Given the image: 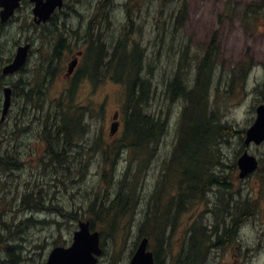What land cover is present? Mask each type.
<instances>
[{"label":"rangeland","instance_id":"1","mask_svg":"<svg viewBox=\"0 0 264 264\" xmlns=\"http://www.w3.org/2000/svg\"><path fill=\"white\" fill-rule=\"evenodd\" d=\"M245 1L174 0L167 6L152 4L142 7L134 24L137 25L140 43L146 51L144 75H148L153 90L147 113L164 121L166 130L163 131V136L158 143L152 144L149 150L141 151L139 159L131 158L132 154L128 152L114 154L113 158L116 161L114 173L112 179L107 177L109 187L101 180V147L104 149L111 147L122 136L124 127L122 111L124 88L122 86L110 80H105L102 84L94 86L86 80L85 82L88 83H83V81L77 87L76 104L90 110L88 115L85 111L86 131L83 133L84 135H77L76 145L73 142L74 132H72L73 137L56 133L47 135L54 149L64 150L66 146L69 148L67 165H63V168L61 164L54 163L52 159L49 160L44 153L43 145L39 141L41 140L43 120L34 112L36 110L30 109L29 106L22 112L19 109L18 114L21 113L18 116L14 138L10 144L14 142L16 146V162L21 154H25L26 157L23 159V164L21 161L18 162V164H22L19 165L20 169L15 170L14 176L9 178L10 191L7 185V173L0 171V264L13 263L10 251L14 246L18 248L15 254L18 255L17 264H45L48 253L53 247H68L71 244L78 221L95 219L90 214L92 212L90 206L91 209L95 208L97 212H101L100 210L108 208L114 198H117V207H121L126 202L129 207L133 206L134 213L127 216L122 223V227L125 225L124 231H116L114 234L105 232L104 240H101V244L104 242L102 246L104 253L99 257L97 264H129L140 240L139 236L146 234V231L149 230L145 224L141 233V224L145 220V214L140 221L136 204L139 195L143 193L148 201L157 190L158 194H161L171 182L177 185L181 179L177 171L178 165L173 161L172 155L177 144L181 114L184 107L188 108V104L179 97H169L166 93L167 85L172 80L179 61L184 59V63V56H186V67L183 72L188 89L191 90L197 76V62L203 55L202 50L208 47L210 41L215 37L218 38L221 49L214 59L215 68L207 97V107L209 108L208 112L215 113V123L225 129L227 134L221 132L222 137L214 145L215 164L211 165L208 171L213 174L211 175L212 182L208 186L210 193L205 197L209 203L206 206L205 202L194 205L191 213L189 212L185 218L181 216L179 222H175L171 239L164 237L166 229L165 231L161 229L159 233L155 232L156 239L153 237L151 241L149 240L148 250L157 249L156 243H159V239L163 240L165 243L163 250L169 258L166 263L170 261V264H174L185 241L188 221L193 222L197 219L207 225L213 223L215 221L213 212L208 214V211H204L219 202V194L223 193L220 200L224 202L228 200L231 206L232 203L247 199L248 191L252 190L251 186L256 185V192L262 190L264 193V144L260 146L251 144L249 147L243 145L244 132L250 126L254 116L251 109L253 97L224 96L220 94L222 88L217 87L219 74L225 70L230 71L231 60H239L244 55V49L237 48L234 44L231 9L233 4ZM183 5L186 6V18L184 13L180 14ZM226 12L230 16H222ZM186 19H188L187 22ZM111 22V26L112 24L113 26L108 32V41L115 39L122 32L123 15L117 12ZM37 33V31L31 32L32 42L35 41ZM226 35H228V41L224 39ZM22 39L15 35L2 37L0 42L5 44V49L4 53L0 52V63L11 54L14 43ZM199 44H203V46L199 48ZM37 45L39 42L34 43L35 49ZM40 52H34L32 55L29 64L31 68L39 64L45 51ZM74 54L67 55L64 52L56 74L60 77L48 87V93L51 95L45 102L48 107L51 105V99H57L59 96L56 95L64 86H67L63 74L67 63ZM220 63L223 68L216 67ZM81 64L82 59L79 68L83 67ZM204 94L201 95L204 96ZM33 96L36 95L33 94ZM255 101H259V99H255ZM1 102L2 96H0V104ZM100 106L103 111H99ZM116 112H118L116 121L119 128L117 133L111 136L110 129L112 123L115 122L113 116ZM190 112L196 116L203 114L204 107L198 99ZM190 123L191 121H189ZM8 130L9 124L6 121L0 126V140L5 141L4 143L10 139ZM244 151L260 162V171L255 176V181L248 179L249 177L236 178L238 174L236 160ZM2 158L12 161L10 157L0 154V159ZM55 164L57 167L53 169ZM189 167L191 169L194 166L189 165ZM120 182L123 183L119 184ZM215 182L220 185H216ZM117 184L135 192V200H132L131 195L124 190L119 192V196L116 197ZM222 185L228 188L227 192L222 191L225 190ZM199 191L202 190L198 189ZM22 197L23 199L20 200ZM11 198H14L13 206L10 204ZM97 201H101V203L97 205ZM104 201L105 203H103ZM33 203L37 204L35 208L30 207ZM216 209L214 210V212H218L216 225L222 224L225 227V222L230 221L233 217V211L225 204ZM61 210L73 216H60ZM59 211L60 213H58ZM29 218L32 223H26ZM20 222L24 223V226L19 227V231L16 233L15 226ZM150 222L152 224L151 220ZM229 224L227 223V225ZM96 227V231L101 233L98 224ZM8 235L12 236V240L7 241ZM206 236L215 239L220 235L216 233V230H212L206 231ZM253 241L256 242L257 239H254L247 223L239 232V243L236 244V247H232L237 256H229V250L225 252L212 249L208 262H204V264H264V256H262L264 250L258 252L253 249V253L250 254L249 248L255 245ZM113 254H115L114 260L111 257ZM206 255L208 256V254Z\"/></svg>","mask_w":264,"mask_h":264},{"label":"flooded vegetation","instance_id":"2","mask_svg":"<svg viewBox=\"0 0 264 264\" xmlns=\"http://www.w3.org/2000/svg\"><path fill=\"white\" fill-rule=\"evenodd\" d=\"M173 2L174 0H0V41L2 37L8 35H15L23 38L14 43L10 52L11 54L0 63V96H5V89L10 91L9 96H11L10 108L6 120L3 122L5 123L7 121L9 124L8 134L10 139L8 142L6 141L7 143L0 140V154L10 157L16 162V146L14 142L12 144H10V142L14 138L19 114L28 107L26 105V97L32 96L30 93L31 85L37 78L42 79L44 85H51L54 83L55 79L60 77L56 76L58 67L53 69L50 65L47 68L42 65H36L34 68H31L29 64L34 52H69L81 54L78 56V63L71 76L68 77L67 74H65V70L63 74L65 80H71L83 74L81 77L82 82L84 81L83 83H88L85 82L88 80L92 84L95 82L102 84L105 80H109V77H104L99 73L97 80H95L94 72L91 67L86 66L85 68V66H83L79 68L83 55L87 52H112L120 43L124 45L127 50L142 49L146 52L145 47L140 43V35L136 29L137 25L135 26L134 24L138 14L144 6L152 4L167 6ZM37 6L38 8L43 7L45 13L49 12L46 21L43 22L40 20V14L36 12ZM182 8L181 12L184 13L186 18V6L183 5ZM231 10L233 12L231 13V27H233L234 44L237 48L244 49V55L239 58V60H231L232 64L230 65V71L225 70L219 74L217 87L219 86L222 88L220 94L224 96L253 97L251 109L254 116L250 124L252 125L256 119L257 107L264 105V0H246L236 5L233 4ZM117 12L123 15L124 25L122 26V32L117 35L115 39L108 41V32L111 31L113 26V24L111 26V21ZM222 16L228 17L230 14L226 12L223 13ZM187 20L188 19H186V22ZM32 31L38 32L33 42L30 39ZM224 39L228 41V35H226ZM35 42H39L36 49L34 48ZM25 45H28L26 63L15 72L3 75V69L13 62L17 49ZM201 46H203V44H199V48ZM4 49L5 44L0 42V52L4 53ZM220 49L218 38L215 37L210 41L208 47L202 50L203 55L197 62V76L191 90L188 89L186 77H184L186 95L184 96L183 102L188 104V108L190 107L192 96H197L199 102L206 108L212 74L215 68L214 59ZM75 56L76 55H73L72 57ZM184 58L185 68L186 56H184ZM82 65L83 64H81V66ZM216 67L223 68L221 63L219 66L216 65ZM200 70L204 71L203 75H198ZM206 81H208L207 86ZM201 92H205V96L201 95ZM41 96L51 95L48 93V90H46ZM56 96H63V94L58 93ZM66 96H77V93L67 94ZM255 99H259V101H255ZM19 109H21V112L18 114ZM1 110L2 102L0 104V114ZM2 124H0V126ZM39 141L40 144L43 145L42 147L46 155L45 143L41 142L42 140ZM74 145H76V141H74ZM25 157V154H21L20 157H18V162L21 161L23 164V159ZM18 162L16 163L18 164ZM21 163L18 165L21 166ZM0 171L2 173H7V185L10 191L11 182L9 178L14 176L15 169L12 167L9 171H6L0 168ZM177 171L181 178L180 181L183 182L177 185L171 182L167 189H163L161 194H158L157 190L154 196L152 195L151 199L148 201L143 193L139 195L136 204L140 221H142V217L145 214V220L143 223L141 222V233L145 224L152 228L153 226L157 228L158 225L164 229V231L166 229V232L163 234L164 237L171 239L175 222H179L181 216L185 218L189 212L191 213L192 205H199L203 202H205V206L208 205L209 201L205 197L210 193V190L207 188L200 191L198 194H189V190L183 179L185 175L180 172L178 168ZM259 171L260 162L257 160V167L255 171L247 176L249 177L248 179L255 181V176L258 175ZM209 175L213 174L209 173ZM236 178H238V174ZM215 184L220 185L216 182ZM223 187L225 190H221L227 192L228 188L225 186ZM251 187L252 190L248 191L247 199L240 202L237 201L235 204L232 203L230 206L228 200L227 202L220 200L223 197L222 193L219 194V202L213 204L210 209L204 211H208V214H211L216 208L224 204L229 206L233 211V217L230 221L225 222V227H223L222 224L217 226L215 221L206 226L208 231L215 229L218 235H226L230 239L225 243V246L221 243L219 244L217 240H214L215 244L218 245L214 249L225 252L229 250V256L231 257L237 256V253L234 252L232 247H236V244L239 243V232L247 223L254 239H257L256 242L253 241L255 245L249 248L250 254L253 253V249H256L258 252L264 250V193L262 190L256 192V185ZM10 204L13 206L14 198H11ZM156 210H160L161 213ZM159 213L162 214V217H160ZM227 223L230 224L227 225ZM188 225H190V220L188 221ZM188 228L189 226L186 228V231ZM188 235L189 232L187 236ZM11 237V235H8L7 241L12 240ZM210 255L211 252L208 253L207 260H209ZM262 256H264V252ZM161 259V264H170V261L166 263V260L169 258L168 256L165 257L163 253Z\"/></svg>","mask_w":264,"mask_h":264},{"label":"trees","instance_id":"3","mask_svg":"<svg viewBox=\"0 0 264 264\" xmlns=\"http://www.w3.org/2000/svg\"><path fill=\"white\" fill-rule=\"evenodd\" d=\"M180 14H182V12ZM66 54L69 55L70 53ZM145 55L146 53L142 49L130 51L121 43L112 52H87L84 55V66L85 68L86 66H89L93 69L94 77L98 78V74L100 73L104 77H109L112 82L124 88V101L122 104L124 127L122 136L117 139V142L111 147L106 149L101 147V180L105 185H108V187L110 184L108 183L107 177L109 176L112 179L114 173L116 162L113 158L114 154H118L120 153V150H123L132 154L131 158L134 157V159H139L141 151L149 150L152 144L158 143L163 136V131L166 130L164 121H161L160 118H154V116L147 113L150 100L152 99L153 90L151 81L147 77L148 75H144ZM63 57L64 53L62 52L43 53L39 65L45 66L46 68L50 65L54 69L62 62ZM183 61L184 59L179 61L174 76L167 85L168 90L166 91L169 97H179L182 100H184V96L186 95ZM203 74L204 71L202 70L198 73V75ZM82 76L83 74H80L73 81V84L70 85V89L66 92L73 94L76 87L75 83L77 85L81 81ZM198 80L200 81L199 78ZM207 85L208 81H206V86ZM48 86V84L44 85L42 79L37 78L30 88L32 96L26 97V105H31L30 107H33V109L36 110L34 112L37 115L40 114L43 119L41 139L42 142L45 143L47 158L51 160L53 156H56L57 149L52 147L47 135L50 133H58L63 136L73 137L72 132H74L75 137L73 142L77 141V135H81L86 131L85 111L88 115L90 110L87 107L78 106L75 102L76 96H59L57 99H51V105L48 107L46 104V109H44L48 96H41V94L48 90ZM204 93L205 92H201V94ZM33 94L36 96H33ZM195 97H191V105L189 108H183L177 132V144L172 155L173 161L180 168V172L185 175L183 177L184 183L187 185V189L193 193H191V195L198 194L200 192H198V189H207L212 182V176L209 175L208 171L209 167L215 164L214 145L215 142L222 137L221 132L227 134L225 129H222L220 125L215 123L216 120L213 111L208 112L209 109L205 110L204 107V112L200 116H196L190 112L197 99V96ZM99 111H103L102 106L99 107ZM189 121H191L190 124ZM66 147H64V151L67 153L69 148ZM63 165L65 166L67 164L62 162V168L64 167ZM189 165L194 167L190 169ZM6 167L7 170L12 167H14V169H20L19 165L13 160L11 161L6 158L0 159V168L5 169ZM56 167L57 165L55 164L52 168L55 169ZM134 173L135 171L133 174ZM122 183L123 182H120L119 184ZM203 184L206 186L205 188ZM117 190L116 197L119 196V192L124 190L131 195L132 200L134 199L135 192L129 190L127 187L124 189L122 185L117 184ZM22 199L23 197L20 198V200ZM100 203L101 201H97V205ZM103 203H105V201ZM36 205V203H33L30 207L35 208ZM116 205L117 198H114L111 200L108 208L100 210L101 212H97V209L95 208L91 209L90 206V210L92 211L90 214L95 217V219H88L90 227L92 230H96V225H99L102 241L104 240L105 232L114 234L116 231H124L125 225L122 227V223L127 216L134 213L133 206L129 207L126 202H124L121 207H117ZM58 213H60V211ZM213 214L215 221H217L218 212H213ZM59 215L62 217L73 216L70 213L62 212V210ZM26 223H32L31 218L27 219ZM23 224L24 223L20 222L19 225L15 226L16 233H18L19 227L24 226ZM190 230V235L185 240L181 252L174 264H204L202 259L207 256L206 254L211 252V249L218 246L215 244L214 240H217L218 243L223 244V246H225V243L230 240L226 235L216 236L215 239L207 237L206 231L208 230L200 223L194 224ZM160 231V227L155 229L152 228L151 230H147L146 234L143 236L151 241L153 237L156 239V233H159ZM102 245H104V242ZM164 245L163 240L159 239V243L157 242L155 246L157 249L152 248L155 264L162 263L161 255L162 253H165L163 250ZM11 249L10 255L12 262L17 264L16 259L18 255L15 254L18 248L17 246H14V248ZM113 256H115V254L111 257ZM112 260H114V257Z\"/></svg>","mask_w":264,"mask_h":264},{"label":"water","instance_id":"4","mask_svg":"<svg viewBox=\"0 0 264 264\" xmlns=\"http://www.w3.org/2000/svg\"><path fill=\"white\" fill-rule=\"evenodd\" d=\"M36 12L40 14V20L46 21L48 13H45L43 7L36 8ZM28 46L19 47L14 61L3 69V75L15 72L21 67L27 57ZM76 65L73 60L68 66L70 74ZM3 102V110L1 122L5 119L10 105V91L5 89ZM257 118L254 124L245 131L244 145L250 143L260 144L264 141V105L257 108ZM118 129V123L111 125L110 134L113 135ZM237 167L239 170L238 177L240 179L246 177L257 167V161L246 151L238 158ZM147 240L143 239L136 248L129 264H154L153 255L147 250ZM102 254L100 248V235L96 231H91L88 221H79L78 229L73 233L72 243L68 247L57 246L53 248L46 260L45 264H96L98 257Z\"/></svg>","mask_w":264,"mask_h":264},{"label":"bare ground","instance_id":"5","mask_svg":"<svg viewBox=\"0 0 264 264\" xmlns=\"http://www.w3.org/2000/svg\"><path fill=\"white\" fill-rule=\"evenodd\" d=\"M43 130V129H42ZM58 134V133H57ZM60 135V134H59ZM52 161L55 162L56 164H61L62 162L66 163L68 161V154L64 151V150H59L57 149V152H56V156H53L52 158ZM6 171H9L10 169H5ZM15 170H19L17 168H15ZM11 173V172H10ZM192 192L189 191V194H191ZM193 194V193H192ZM158 212H160V210H156ZM161 213V212H160ZM159 213V214H160ZM158 215V214H157ZM162 214H160V217ZM159 216V215H158ZM197 217V216H196ZM254 222V221H253ZM204 262L206 261L205 258L202 259ZM208 261H206L205 263H207Z\"/></svg>","mask_w":264,"mask_h":264}]
</instances>
